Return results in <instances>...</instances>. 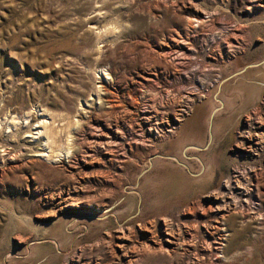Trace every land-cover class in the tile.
<instances>
[{"label":"rangeland","instance_id":"374dc122","mask_svg":"<svg viewBox=\"0 0 264 264\" xmlns=\"http://www.w3.org/2000/svg\"><path fill=\"white\" fill-rule=\"evenodd\" d=\"M0 264H264V0H0Z\"/></svg>","mask_w":264,"mask_h":264},{"label":"bare ground","instance_id":"6f19581e","mask_svg":"<svg viewBox=\"0 0 264 264\" xmlns=\"http://www.w3.org/2000/svg\"><path fill=\"white\" fill-rule=\"evenodd\" d=\"M42 133V132H41ZM40 132L38 133L39 135L41 134ZM41 152H43V151H41Z\"/></svg>","mask_w":264,"mask_h":264}]
</instances>
